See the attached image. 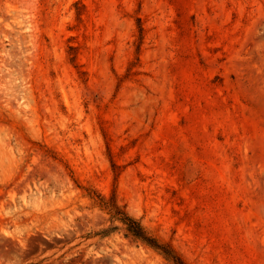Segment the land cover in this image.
I'll return each mask as SVG.
<instances>
[{"label":"rangeland","instance_id":"1","mask_svg":"<svg viewBox=\"0 0 264 264\" xmlns=\"http://www.w3.org/2000/svg\"><path fill=\"white\" fill-rule=\"evenodd\" d=\"M113 202L264 264V0H0V264H172Z\"/></svg>","mask_w":264,"mask_h":264},{"label":"trees","instance_id":"2","mask_svg":"<svg viewBox=\"0 0 264 264\" xmlns=\"http://www.w3.org/2000/svg\"><path fill=\"white\" fill-rule=\"evenodd\" d=\"M101 203L104 202L101 200ZM103 205L112 217L118 218L122 221L125 226L126 235L130 236L133 240L139 241L142 244L157 250L172 264H187L169 244L161 242L155 236L149 234L137 219L123 212L115 202ZM121 215L123 216L121 217Z\"/></svg>","mask_w":264,"mask_h":264}]
</instances>
